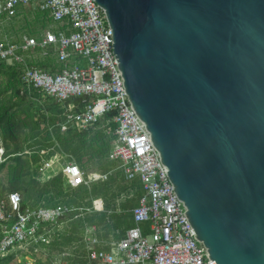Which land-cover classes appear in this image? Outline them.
<instances>
[{
	"label": "water",
	"instance_id": "obj_1",
	"mask_svg": "<svg viewBox=\"0 0 264 264\" xmlns=\"http://www.w3.org/2000/svg\"><path fill=\"white\" fill-rule=\"evenodd\" d=\"M124 91L215 264H264V0H95Z\"/></svg>",
	"mask_w": 264,
	"mask_h": 264
},
{
	"label": "built area",
	"instance_id": "obj_2",
	"mask_svg": "<svg viewBox=\"0 0 264 264\" xmlns=\"http://www.w3.org/2000/svg\"><path fill=\"white\" fill-rule=\"evenodd\" d=\"M20 7L44 12L58 27L44 28L40 41L34 36L0 41V61L19 67L21 82L26 87L36 89L59 105L64 117L62 132H86L109 116L103 125L104 132L112 136L107 158L118 164L117 169L127 181L138 180L143 194L130 210L132 226L122 238L109 242L100 240L98 227L88 222L93 214L106 212L100 197L89 208H22L21 196L9 193L0 202V260L23 245L49 244L54 226L78 219L83 232L84 264H215L194 237L185 216L186 208L175 194L150 135L124 91L113 54L111 28L103 10L95 0H2L0 16L13 18ZM36 52L53 56L59 68L46 72L29 65ZM3 153L1 147L0 163ZM46 155L49 157L45 158ZM33 169L38 180L49 179L51 171L61 175L67 192L108 177V173L85 175L56 146L39 154ZM132 196L131 192L127 198Z\"/></svg>",
	"mask_w": 264,
	"mask_h": 264
},
{
	"label": "trees",
	"instance_id": "obj_3",
	"mask_svg": "<svg viewBox=\"0 0 264 264\" xmlns=\"http://www.w3.org/2000/svg\"><path fill=\"white\" fill-rule=\"evenodd\" d=\"M34 13L36 22L39 21L40 17L46 18L47 15L37 9ZM0 18L4 21L11 19L6 18L5 15H1ZM35 34H37V30H30L28 33L29 36ZM34 64L49 68L52 65V60L38 57ZM20 72V68L7 66L0 61V75L5 79L2 90L8 93L4 98H0V134L4 150L0 171L8 162H11L6 166L7 195L13 192L18 193L22 199V208L55 207L57 205L88 208L93 198L101 197L106 212L94 214L88 222L99 227L97 234L99 238H101L100 230L104 236H109L110 232L111 235L115 236V232L120 231L122 237L125 230L132 226V216L129 209L137 205L143 190L138 180L127 181L122 171L117 169L118 164L107 158L108 144L112 136L104 134L103 125L109 116L100 119L93 127L95 129L92 128L81 133L72 130L62 132L60 128L64 121L61 115L62 109L53 99L42 96L34 88L26 87L21 82ZM74 102L79 103V100H74ZM16 131L20 132L21 136ZM55 145L60 152L71 157L85 172V175L89 173L86 172L88 165L96 160L100 173H108L107 179L103 182L83 185L69 193L63 190L60 176H54L51 171L48 181L40 184L34 177V170L33 167H30L29 159L37 156L39 158V154L52 149ZM27 149H33L31 154L25 152ZM44 157L48 158L49 155ZM113 171L114 173H111ZM129 189L134 190L135 198L119 201L117 209H114L115 199L120 198ZM1 197L2 194H0ZM83 200L85 202L81 203ZM64 224L66 228L63 229H66V233L70 236L60 237V233H58L49 244H40L38 247L64 246L61 244L62 241L59 242L60 238L64 240L65 244H70L74 239L81 243L83 232L80 221L78 219L70 220L63 222ZM58 228L54 226L52 228L53 233ZM115 237L120 238L118 235ZM83 256L84 250L81 245V257ZM13 257L12 253L8 254L0 260V264H7L12 261ZM79 262L84 264L81 258Z\"/></svg>",
	"mask_w": 264,
	"mask_h": 264
},
{
	"label": "rangeland",
	"instance_id": "obj_4",
	"mask_svg": "<svg viewBox=\"0 0 264 264\" xmlns=\"http://www.w3.org/2000/svg\"><path fill=\"white\" fill-rule=\"evenodd\" d=\"M0 2H2V0H0ZM34 12H35V9L32 7H22V8L20 7L17 10L16 16L11 18L10 20L7 19L6 21H4L0 18V41H3V42L20 41L22 40L24 36L28 35L30 30H37V34H35V36L41 37L40 29L43 26L51 28V29H55L56 27H58L57 22H53L51 19H47L43 17H40L39 21L36 22L34 20V17H35ZM4 80H5L4 77L0 75V98H4L6 95H8V93L3 92L2 90ZM16 132L18 135L21 136L20 132L18 131ZM104 134L107 135L105 132ZM1 147L3 148L1 134H0V148ZM53 148H55V146ZM56 149H59V148L56 147ZM109 149H110V146H109ZM32 151L33 149H27L25 152L27 154H29L30 152L31 154ZM26 156H29V155H26ZM37 159H38V156L36 158L30 157L29 159L30 167H33L36 164ZM66 159L70 161L68 158ZM9 164H11V162L7 163V165ZM6 166L0 171V194H2V197L0 198V202L1 200L5 201L6 195H7L6 189L8 187V184L6 182V174H7ZM87 169L88 170L86 172H93V171H96L99 173L101 172L99 169L98 162L96 160L90 163ZM33 170H34L33 171L34 177L38 182H40V184L46 183L48 181V179L41 180V177H40V180H38V175L35 173V169ZM111 173H114V171ZM119 201L121 200L119 197H117L113 204L114 209H117ZM82 202L84 203L85 200L81 201V203ZM63 228H66L65 224L61 225L58 229H56V231L53 233V237L57 236L58 233H60V237L70 236L69 234L66 233V229H63ZM115 233L116 235H118V237H121L120 231H117ZM99 235L102 238V239L101 238L99 239L103 241L113 242L114 240L118 239L115 237L116 235L115 236L111 235V232L109 236H104L102 230H100ZM59 242H61V244H64V246L62 245L60 247L55 246V247L41 248V247H38L37 245H23L18 248H15L11 252L14 255V257L12 261H9L7 264H25V263H30V264H35V263L36 264H81L79 262L80 258L84 259V257H81V245L83 247L81 240H80L81 243H79L78 240L74 239V241H72L70 244H65L64 240L60 238ZM22 257L23 259H21Z\"/></svg>",
	"mask_w": 264,
	"mask_h": 264
},
{
	"label": "crops",
	"instance_id": "obj_5",
	"mask_svg": "<svg viewBox=\"0 0 264 264\" xmlns=\"http://www.w3.org/2000/svg\"><path fill=\"white\" fill-rule=\"evenodd\" d=\"M34 9H36V8H34ZM38 10V9H37ZM46 18L47 19H49L48 18V16L46 15ZM44 28H47V27H42L41 29H40V33L42 32V30L44 29ZM27 36H29V35H27ZM30 36H32V35H30ZM34 37H36L35 35H33ZM37 39H38V41H40L41 40V37H36ZM49 58L50 60H52V65L49 67V68H43V67H39V66H37V65H35L34 63L36 62V60H37V58ZM29 65H31V66H34V67H38V68H40V69H42V70H44V71H46V72H53L54 70H56V69H58L59 68V65L56 63V61H55V59H54V57L53 56H43L40 52H36V54H35V57L34 58H32V60L30 61V64ZM17 68H19V67H17ZM36 90V89H35ZM37 91V90H36ZM38 92V91H37ZM40 93V92H39ZM41 94V93H40ZM42 96H44V95H42ZM44 97H46V96H44ZM71 102V101H70ZM72 102H74V100L72 101ZM76 103V102H75ZM61 115H62V113H61ZM64 118V117H63ZM63 123H64V121H63ZM62 123V124H63ZM61 124V125H62ZM61 125H60V128H61ZM109 136V135H108ZM112 139V138H111ZM111 141V140H110ZM110 143V142H109ZM56 147H57V145H55ZM71 158V157H70ZM84 172V171H83ZM96 171H93V172H89V173H87L86 175H90V174H92V173H95ZM54 173V172H53ZM85 173V172H84ZM96 173H99V172H96ZM60 176V178H61V175H59V174H54V176ZM62 181V180H61ZM62 187H63V185H62ZM63 190H64V188H63ZM65 191V190H64ZM134 190H131V189H129L124 195H122L121 197H120V200H130V199H132V198H135V194H134V192H133ZM67 192V191H66ZM71 192H73V191H71ZM132 192V194H133V196L131 197V198H127V196H128V194L129 193H131ZM70 193V192H69ZM96 198H98V197H96ZM101 198V197H100ZM95 198H93L92 200H91V203L93 202V200H94ZM103 200V199H102ZM138 203V202H137ZM136 206V205H135ZM90 207H91V205H90ZM134 207V206H133ZM132 207V208H133ZM85 208V207H84ZM89 208V207H88ZM131 208V209H132ZM131 209H129V213H130V210ZM95 214H97V213H95ZM94 215V214H93ZM92 215V216H93ZM92 224H94V223H92ZM96 225V224H95ZM97 226V225H96ZM98 227V226H97ZM128 229V228H127ZM126 229V230H127ZM125 230V231H126ZM98 231H99V227H98ZM124 234H125V232H124ZM124 236V235H123ZM122 236V237H123ZM122 237H120V238H122ZM120 238H118V239H120ZM117 239V240H118Z\"/></svg>",
	"mask_w": 264,
	"mask_h": 264
}]
</instances>
